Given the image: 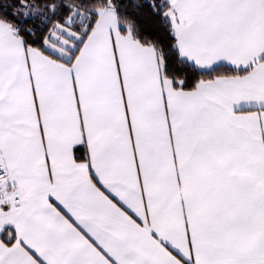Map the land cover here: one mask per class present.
Segmentation results:
<instances>
[{"label":"snow or ice","instance_id":"6c2138e0","mask_svg":"<svg viewBox=\"0 0 264 264\" xmlns=\"http://www.w3.org/2000/svg\"><path fill=\"white\" fill-rule=\"evenodd\" d=\"M0 264H264V0H0Z\"/></svg>","mask_w":264,"mask_h":264}]
</instances>
